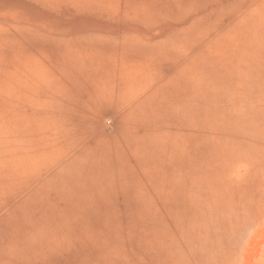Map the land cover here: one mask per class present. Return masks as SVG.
Segmentation results:
<instances>
[{"label":"rangeland","instance_id":"rangeland-1","mask_svg":"<svg viewBox=\"0 0 264 264\" xmlns=\"http://www.w3.org/2000/svg\"><path fill=\"white\" fill-rule=\"evenodd\" d=\"M0 264H264V0H0Z\"/></svg>","mask_w":264,"mask_h":264}]
</instances>
